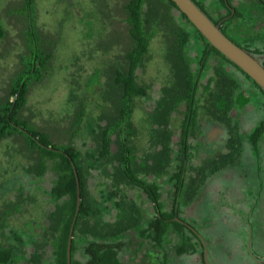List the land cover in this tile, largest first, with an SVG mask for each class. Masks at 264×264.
Here are the masks:
<instances>
[{"label": "flooded vegetation", "instance_id": "obj_1", "mask_svg": "<svg viewBox=\"0 0 264 264\" xmlns=\"http://www.w3.org/2000/svg\"><path fill=\"white\" fill-rule=\"evenodd\" d=\"M221 1L212 0L209 2L210 5L207 4L206 11L215 19H218L221 14L219 23L231 34V27L226 22L229 19H235V22L241 19L235 14L238 8L234 4V0H225V6L221 5V10L218 11L214 4ZM263 2L264 0H249L248 42L244 44L248 49L257 53V56H254L264 65ZM106 15L116 19L120 17L118 13L114 12ZM31 28L32 30L28 28L26 31H22L23 33L20 35L22 53L29 49L26 38L29 39L30 36L35 39L36 51L42 42V35L44 38L55 37L54 44L57 45L60 34H45L46 32L38 29L37 25L36 27L32 25ZM61 29L59 28L60 32ZM6 32L8 35L7 30ZM3 39L5 38H0V41ZM108 40L109 37L106 39L105 35L101 41L103 44L99 43L105 54H109L114 48L119 50L114 57L108 56L88 74L86 83L89 85L87 88L89 100L86 105L81 98H76L75 108L78 113L83 111L85 117L88 114V107L97 108L101 112L106 111L103 113V118L106 120L103 127L109 126L111 115L116 116L119 112V115L113 119L114 123L112 122L109 127L113 129L116 127L115 124L119 123L118 128L122 132L121 139L124 145L118 143L119 157L110 161V156L113 155L114 136L117 137L116 140L120 141L119 132H114L110 146V158L101 162L104 164L107 162V166L111 165L107 178L111 183L104 180L98 188L101 192L100 200L106 201L107 206H114L109 199L114 191H118V199L123 201L119 209L113 208L116 210L115 219H106L105 221L113 224L116 223L119 212L121 215L124 212H134L135 220L131 222V227L127 228L118 240L123 242L119 247L122 264H259L252 252L264 261V193L253 195L254 190L251 191L248 188L254 186V181L260 182L264 176V131L258 143V151L251 139L254 130L261 122L264 123V94L261 89L246 76L241 78L237 76L230 79L232 81L230 92L227 93L228 95L224 94L223 89L217 85L219 78L214 76V72L216 74L214 69L213 73L208 71L209 75L206 80L203 76L195 78L197 82L196 103L191 109L188 101L181 102L174 108L173 95L165 92V88L170 87L173 82L170 62L171 75L166 78V84L162 86L160 97L153 100L150 108L143 106L139 108L138 106L142 104L138 102L152 98L149 86L142 83L139 73V70L152 59L151 41L148 48V59L132 72L130 64L125 59V46L121 44L106 45ZM165 42L167 53V41L165 40ZM36 61L35 56L34 67L37 65ZM76 64L78 65V62ZM230 67L234 68L237 73H241L231 63H229ZM132 77L136 83L135 92H133L130 82ZM11 79L12 76L8 80L6 88H9ZM208 83L211 84L213 90H216L215 99L206 90ZM142 86L148 88V93L145 95L138 92ZM239 86L249 88L251 91L247 102L254 108L245 112V115L239 113L238 96H242L245 92L241 88L239 93ZM118 87L122 89L119 93L116 92ZM218 90L222 92L218 93ZM254 94L260 99L256 104ZM225 95L228 97L224 98ZM5 96H9V101L13 103L18 97L7 93L6 90L0 95V99ZM128 99L131 104V125L126 119ZM115 100L120 102L122 108L120 111L116 108ZM182 103L185 104L184 109L181 111V116L176 118L175 112H178L177 108ZM195 107H197V117L193 126ZM13 109L14 105L10 107L6 119L0 120V132H8V135L0 140V145L4 140L8 141L5 149L6 172L0 173V215L9 221L5 235L0 237V241L5 242L8 246L15 243L17 247L16 253L12 255L9 262L0 264H56V261L53 263L50 259L48 260L44 252L40 251L41 256L36 259L34 258L35 252L32 254L28 252L27 247L32 240L31 231L40 236L42 233L40 225L28 221L16 228L10 227L11 217L20 212V210L15 212L14 209L22 208L20 202L15 200L16 197L23 200L29 197L30 176H45L47 173L40 175L30 171L32 162L28 138L32 137L41 147L47 148L38 142V140L43 141L39 135L35 134V131L41 127L35 124L36 128L31 129L25 124L18 123L12 116ZM136 109H139L140 115L136 116L134 120ZM109 112L111 113L109 114ZM93 117L98 116L94 115ZM239 117H242L244 121L240 122ZM15 129L18 130L17 134L14 133ZM87 129L84 124L82 130L77 131V135L82 140L85 139L83 143L88 139ZM93 129L99 131L96 126ZM91 133L94 134V130H91L89 135ZM18 137L25 139L26 147L16 140ZM9 139L12 142H9ZM54 143H58V141H54ZM96 143H98L97 140L92 145L95 146ZM60 145L63 144L60 143ZM48 146L55 149H47L56 150L70 160L68 153L73 159L72 155L64 148ZM247 153L250 157H247ZM16 154L26 159L17 168L14 160ZM193 159L197 160L196 164L192 163ZM250 159L253 165H258L259 174L256 178L248 176L247 168L244 167L245 162H249ZM50 162L53 163V160ZM227 166L229 168L232 166L233 172L222 175ZM129 172L143 182L155 185L156 189L150 191L146 190L143 185L133 184L129 180L132 176H127ZM55 173L58 176V173ZM89 174L88 171L83 175L89 176ZM118 177L121 178L120 184L117 181ZM123 185H130L138 193V196H133L135 198L123 197L121 194ZM156 193L159 197L152 199ZM5 212L8 214H4ZM110 213H104L103 217ZM127 220L124 217V224L128 223ZM45 238L38 239V236H35L33 239L41 244V242H45ZM249 239L251 249H249ZM74 240L75 247H77L75 258L83 260L82 246L76 242V235L73 236ZM78 251H80L81 257H77ZM133 254L135 257L132 260Z\"/></svg>", "mask_w": 264, "mask_h": 264}, {"label": "trees", "instance_id": "obj_2", "mask_svg": "<svg viewBox=\"0 0 264 264\" xmlns=\"http://www.w3.org/2000/svg\"><path fill=\"white\" fill-rule=\"evenodd\" d=\"M208 15L206 11L207 2L205 0H194ZM35 3L36 0H24L25 9H27L31 14H25L26 25L23 31H26L28 28L32 30V25L36 27V17H35ZM221 5L225 6V0H222ZM264 3V2H263ZM147 5V9H145ZM222 7V6H221ZM220 6H215V8L220 11ZM178 7L173 2V0H123L121 6L116 9V13L120 16L114 21H111L114 26L111 29L109 40L106 45H124L126 50V61L130 64V70L134 72L136 67L140 64H143L148 59V48L151 39L159 34L160 31L163 32L165 39L167 41V57L172 64L173 72V82L171 86L165 88V92L172 94L174 108H176L181 102L188 101L189 108L191 109L196 103L197 93L196 85L197 82L195 78L197 76H203L204 72H208L210 69H215L218 76L219 82L218 87L223 89L224 94L230 92L231 87V78L232 77H243L251 79L253 83L261 89V92L264 94V90L241 68H239L235 63L228 59L223 53H221L217 48H215L211 43L202 35V33L194 26V24L187 18V16L180 11L181 17L186 20V23L183 21L177 20L175 15L172 14V9ZM247 8L245 13L241 9H236V16L241 18L237 22L235 19H229L226 24L231 27L228 31L221 27L222 30L237 44L245 48L251 54L257 56V53L248 49L245 46V42H248V34L244 35L243 30L238 26L239 22L245 23V29L249 27V14L250 9ZM106 15V14H104ZM110 17V15H107ZM210 16V15H209ZM211 17V16H210ZM212 18L215 23H219V19ZM115 19V18H114ZM235 24L236 26H233ZM0 38H9L7 35L6 29L0 25ZM115 32V33H114ZM23 33V32H22ZM194 35L196 38H199L203 41L204 46H198V43L194 42ZM35 39L33 37L26 38V42L29 43V49L27 52L20 54V63L12 75L9 88H6V92L9 94L17 95V100L13 103L9 101V96H5L0 99V120L6 119V115L12 105H14L12 116L20 124H25L31 129H35L36 126L33 122L25 117L23 110L28 101V94L30 87L43 80L49 73L50 63L54 58L55 51V37L46 38L41 37L42 42L39 44V49L35 50ZM199 51L198 56V67L193 68L192 63L197 58L193 57L192 49ZM35 56L37 58V65L34 67ZM215 60L219 61V64L215 65L213 62ZM225 62V63H224ZM229 63L238 68L240 72L234 68L228 70L225 68L229 67ZM202 71V74L200 72ZM214 78V77H213ZM24 82V84H23ZM133 92H135L134 87L136 85L134 77L130 79ZM240 85V82H238ZM130 87V86H129ZM240 87V86H239ZM116 90L119 93L122 89ZM206 90L212 94V98L216 97V90H213L211 84L206 85ZM140 93L143 95L148 93V88L142 86L139 89ZM222 92L218 90V93ZM132 93V92H131ZM228 95V94H227ZM228 97V96H224ZM127 121L130 122V113H131V104L129 99L127 100ZM116 108L120 111L122 108L120 106L119 100H115ZM214 106V103L212 104ZM197 107L194 109L193 114V126L196 123L197 117ZM84 112H79L76 119L73 123L68 126L66 129H60L55 127L54 130H43L35 131V134L40 136V139L48 144L53 146H59L67 150L73 157L76 166L79 171L80 183H81V209L76 222L75 235L81 233L83 240H81L80 246L83 251V260H78L75 258V253L77 247H75V240L72 245V264H122L121 256H119V247L123 242H119L121 234H124L127 228L131 227V222L135 220L134 212H124L123 215L119 212V217L116 223H108L103 218L104 213L111 212L113 208L119 209L123 203L122 200L118 199V191H114L110 195V201L114 206H107L106 201L102 200L99 204L93 203L92 205L87 202V176L83 174L88 173V168L86 165L87 160L90 158L95 162H102L103 160L111 157L110 156V146L112 142V134L114 132H119L120 141L118 139L119 145H124L123 140L121 139L122 132L119 131L117 122L115 128H110L112 125L113 119L119 115V112L116 116L111 115L110 125L107 127L100 126L99 131L94 130L95 140H97L98 145L93 152L88 155H85L82 148L75 144L76 137L78 136L77 131L80 132L84 125ZM119 118V116H118ZM6 123V122H5ZM114 123V122H113ZM264 123L261 122L260 125L252 133V142L256 145V150L258 151V143L264 131ZM38 128V127H37ZM6 130V129H5ZM97 132V133H96ZM15 134L18 133V130L15 129ZM8 135V132H0V140ZM80 135V133H79ZM54 138H58L59 142L54 143ZM30 141V160L32 162L30 166V171L36 172L37 174H44L50 168L49 162L53 160L51 169L54 172L58 173V176L53 181V185L48 190L50 197L54 201H58L60 198L67 196L66 202L62 204H57L56 208L51 211L49 218L50 223L47 227V235L51 237V241L48 240L53 247V263L56 264H68L67 261V243L69 237L70 226L76 211L77 204V182L76 176L74 174V169L70 160L62 153L56 150H49L47 148L41 147L32 137L28 138ZM26 147L25 139L16 138ZM62 143L63 145H60ZM110 156V157H109ZM127 176H132L129 180L133 184H140L145 186L146 190L156 189L155 185H151L143 182L138 179L137 176H134L132 173H127ZM41 177V176H35ZM118 184H120L121 178H117ZM151 194V192H150ZM159 197L158 193L156 196H153L152 199H157ZM21 210V207H16L14 211ZM4 214H8L5 212ZM124 217L128 220L124 224ZM9 226V221L5 217L0 215V237L5 235L6 228ZM31 236L32 241L35 242L37 246V251L34 254V258H40V251H42L41 244L35 241ZM90 237V239H87ZM15 242V241H14ZM14 245V247H13ZM13 245H6L5 242L0 241V263L9 262L12 255L16 253L15 243ZM128 253V252H127ZM134 254L133 258L134 259ZM89 258V259H88ZM34 259V260H35ZM39 263V261H36Z\"/></svg>", "mask_w": 264, "mask_h": 264}, {"label": "rangeland", "instance_id": "obj_3", "mask_svg": "<svg viewBox=\"0 0 264 264\" xmlns=\"http://www.w3.org/2000/svg\"><path fill=\"white\" fill-rule=\"evenodd\" d=\"M122 3V0H36L34 14L38 29L49 35L60 34V37L55 46L54 58L50 63L49 73L43 80L33 84L29 89L28 101L23 110L25 117H28L34 124L47 131L54 130L55 127L66 129L73 123L78 113L75 108V99L78 97L81 98L86 105L89 100V92L87 90L89 85L86 83L88 74L95 66L100 65L107 59L108 56L114 57L119 50L114 48L109 54H105L100 48L99 43H102L101 41L104 39L105 35L106 39H108L109 32L114 26L111 21L116 20V18L114 19L104 14L116 13V9ZM234 4L238 9L246 13L249 0H234ZM208 5H210V3H208ZM214 6L221 7V3H215ZM145 9H147V5H145ZM25 14L31 13L25 9L24 0H0V25L8 31L9 36V38L0 41V95L5 92L8 80H10V77L15 73L20 63V54L23 52L20 43V35L26 25ZM172 14L175 15L177 20L186 23V20L181 17L179 9L173 8ZM245 25V23L241 22L238 24L243 30L242 32L244 35L248 34L249 31V28L245 29ZM59 28H62L61 32ZM193 39L195 43L199 44L198 46H204L203 41L196 38V35H194ZM165 40V36L161 31L152 39L150 46L152 59L139 70L142 83L149 86L150 93L152 94V100L144 99L138 102L142 104L138 106L139 108L140 106L147 108L152 106L153 100H157L160 97L162 86L166 84V78L171 75L170 61L166 57ZM192 51L194 52L193 57L197 58L192 63L195 69L199 65L197 56L199 51H196L195 47ZM77 62L78 65L76 64ZM215 63L219 64V61L216 60L213 64ZM225 68L228 70L230 69L227 66ZM212 70L213 69L209 70L210 73H213ZM208 75V72H204L203 78L206 80ZM241 88L242 87H240L239 93ZM242 89H244L245 92L242 96H238V103L240 106L239 113L245 115V112L247 113V111L252 110L254 107L247 102L251 92L249 88L245 87ZM254 97L256 104L260 99L256 94H254ZM184 106L185 104L182 103L177 108L178 112H175L176 118L181 116V111L184 109ZM87 109L88 114L84 118V124L86 128H88V139L83 143L85 139L82 140V138L78 136L76 144L82 148L85 155L89 156L98 145V143H96L95 146L92 145L95 141V132L94 134H89L94 126L98 129V127L106 124V120L103 118V113L106 111L101 112V110H97V108L92 109L89 107ZM110 113L111 112H109V114ZM134 114L135 120L136 116L140 115L139 109H136ZM94 115L98 117H93ZM242 117L238 118L240 122L241 120L244 121ZM116 138L117 137L114 136L112 144L113 155L110 161L119 157L118 139L116 140ZM54 141L59 142V139L54 138ZM9 142H12V140L9 139ZM7 143L8 141L4 140L0 145V168H2L0 169V173L6 172L5 163L7 155L5 149ZM247 157H250L248 153ZM14 160L17 165L16 168L19 167L18 165L20 163L26 161L23 156L17 154ZM48 162L52 164L50 161ZM86 163L88 164L86 167L90 172L89 176H87L88 189L86 199L91 205L93 203L99 204V202H101V192L98 186L104 180L111 183V181L107 179L110 171L109 166L111 165L107 166V162L105 163L106 165L104 163L95 162L91 158L87 160ZM50 164V168L45 176H30V188H28L29 197H26L24 200L22 198L20 199V197H16L15 200L20 202L19 204L22 208L19 213L11 217L10 227L16 228L26 224L28 221L40 225L41 235L39 236L31 231V236H38V239L46 237L45 242H41L42 251L46 253L47 259L53 262V247L50 243L48 244V240L51 241V237H48L46 232L50 223L49 215L51 211L56 208L57 204L66 202L68 197H62L58 201H54L50 197L48 190H50L56 178V173L51 169ZM245 166L247 168V173H249L248 176L255 178L258 176V165H253L251 159L249 162H245L244 167ZM231 168L232 166L230 168L227 166L222 175L231 172ZM121 188V194L125 198L138 196V193H136L134 188L130 185H123ZM115 215L116 210L113 209L110 214H105L102 219L114 220ZM87 238L90 239V237ZM76 239V242L80 244L81 240H83L82 234L77 233ZM27 248L28 252L31 254L37 251V246L32 240ZM77 257H81L80 251L77 252Z\"/></svg>", "mask_w": 264, "mask_h": 264}, {"label": "water", "instance_id": "obj_4", "mask_svg": "<svg viewBox=\"0 0 264 264\" xmlns=\"http://www.w3.org/2000/svg\"><path fill=\"white\" fill-rule=\"evenodd\" d=\"M178 9L183 12L187 18L194 24V26L202 33V35L223 53L228 59L234 62L239 68L246 72L263 90H264V65L260 60L247 51L245 48L233 41L221 28L220 23H215L212 18L194 1V0H173ZM235 9L233 8V12ZM38 142L49 149H55L52 146H48L45 143L38 140ZM70 157L77 182V204L76 211L70 226L68 244H67V259L68 264H72V243L75 231L76 222L81 208L82 193L81 183L78 174L77 166L71 156ZM201 236V235H200ZM249 249L250 239H249ZM255 260L259 264H264V261L260 260L254 255Z\"/></svg>", "mask_w": 264, "mask_h": 264}, {"label": "crops", "instance_id": "obj_5", "mask_svg": "<svg viewBox=\"0 0 264 264\" xmlns=\"http://www.w3.org/2000/svg\"><path fill=\"white\" fill-rule=\"evenodd\" d=\"M207 3H209V2H212V0H205ZM196 161L197 160H194L193 159V161H192V163L194 164H196ZM263 179V180H262ZM262 179H261V181L259 182V181H254V186H251V187H248V188H250V190L251 191H253L254 190V193H253V195H258L259 193H264V176H262ZM243 187V186H242Z\"/></svg>", "mask_w": 264, "mask_h": 264}]
</instances>
